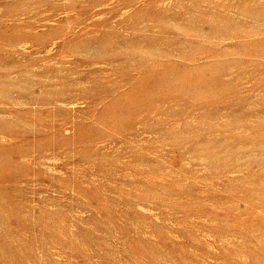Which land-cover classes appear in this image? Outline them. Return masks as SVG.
<instances>
[{
	"label": "rangeland",
	"instance_id": "374dc122",
	"mask_svg": "<svg viewBox=\"0 0 264 264\" xmlns=\"http://www.w3.org/2000/svg\"><path fill=\"white\" fill-rule=\"evenodd\" d=\"M0 264H264V0H0Z\"/></svg>",
	"mask_w": 264,
	"mask_h": 264
}]
</instances>
